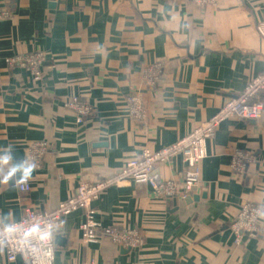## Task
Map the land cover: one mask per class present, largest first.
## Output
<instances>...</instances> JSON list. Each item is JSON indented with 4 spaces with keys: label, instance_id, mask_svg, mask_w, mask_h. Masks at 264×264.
<instances>
[{
    "label": "crops",
    "instance_id": "obj_1",
    "mask_svg": "<svg viewBox=\"0 0 264 264\" xmlns=\"http://www.w3.org/2000/svg\"><path fill=\"white\" fill-rule=\"evenodd\" d=\"M0 181L26 166L44 141L41 168L22 192L17 172L0 183V221L20 220L26 207L56 210L78 184L120 173L145 149L173 144L207 122L264 70V0H0ZM41 52L42 78L10 66L8 58ZM162 63L159 80L145 71ZM140 90L145 122L131 116L127 96ZM91 105L79 123L64 102ZM264 101V90L260 93ZM236 148L256 159L246 172L231 168ZM201 184L188 202L157 194L148 183L124 179L101 190L93 205L104 226L138 228L145 240L127 249L101 234L81 241L77 208L55 224L56 264H264V213L258 235L241 244L231 228L249 201L264 204V111L257 120L231 117L207 140ZM182 157L158 165L183 184ZM205 194L204 197L202 195ZM0 264L10 262L0 243Z\"/></svg>",
    "mask_w": 264,
    "mask_h": 264
},
{
    "label": "built area",
    "instance_id": "obj_2",
    "mask_svg": "<svg viewBox=\"0 0 264 264\" xmlns=\"http://www.w3.org/2000/svg\"><path fill=\"white\" fill-rule=\"evenodd\" d=\"M196 4L205 6L216 4L217 0H193ZM9 16V12H0V19ZM45 56L41 52L19 54L8 58V64H18L29 69L35 79L42 78V66ZM163 64L159 63L149 67L145 71L146 83L154 85L160 78ZM264 90V70L253 78L238 96L230 98L227 103L216 112L207 122L197 127L192 133L181 140L164 146L157 150L145 149L139 158L131 159L125 168L118 174L97 182L81 181L76 193L68 200L63 201L53 211H41L33 207H26L22 218L16 222L2 223L0 221V243L7 248V257L10 262L21 260L22 264H56V241L53 239L47 243L40 242L35 236L25 238L23 233L34 224L39 223L41 228L51 223L55 226L57 220L71 213L77 208L85 210L83 219L78 224L81 241L85 244L96 242L101 234L110 236L112 240L130 249L140 248L145 240L138 228L120 226H104L98 221L97 212L93 205L99 193L106 186L131 179L135 182L148 183L151 188L162 196L179 195L187 198L201 184V163L207 157V140L215 135L221 124L231 118L258 119L264 111V101L260 99V93ZM129 111L138 123L145 122L147 108L144 96L140 90L127 96ZM66 109L72 110L77 116V121L82 123L86 115L91 111V105L78 96L64 102ZM44 141H35L28 152V161L34 163L36 168H41L46 151ZM180 156L183 160L184 179L181 190L176 180L166 178L158 171L159 164L168 162L174 157ZM255 155L243 148H236L231 154V168L237 172H246L251 163L255 162ZM17 180L20 191L27 192L31 189L30 179L26 183ZM264 213V204L246 202L237 217L232 221L231 228L234 233V241L241 244L247 238L258 235L259 219ZM13 229V231H8ZM23 247V251L21 248ZM27 256V258H26ZM89 261L81 264H89Z\"/></svg>",
    "mask_w": 264,
    "mask_h": 264
},
{
    "label": "clouds",
    "instance_id": "obj_3",
    "mask_svg": "<svg viewBox=\"0 0 264 264\" xmlns=\"http://www.w3.org/2000/svg\"><path fill=\"white\" fill-rule=\"evenodd\" d=\"M11 157L7 154L0 156V166L10 164ZM26 166H16L13 165L9 168L7 175L4 177L0 183H7L17 172L22 169L21 183H26L30 178L33 171L36 169V165L30 161L25 162ZM55 226L51 223L47 224L44 228L40 227V224H34L30 229L26 230L23 235L25 238L35 236L40 242L47 243L53 239V233ZM8 231H13V229H8ZM23 251V247L21 248ZM27 258V256H26Z\"/></svg>",
    "mask_w": 264,
    "mask_h": 264
},
{
    "label": "water",
    "instance_id": "obj_4",
    "mask_svg": "<svg viewBox=\"0 0 264 264\" xmlns=\"http://www.w3.org/2000/svg\"><path fill=\"white\" fill-rule=\"evenodd\" d=\"M249 120H256V119H249ZM205 194L202 195V197H204ZM200 196L199 195H189L187 198H185V200H187L188 202H191L193 200H199ZM127 249H130V247H127Z\"/></svg>",
    "mask_w": 264,
    "mask_h": 264
}]
</instances>
